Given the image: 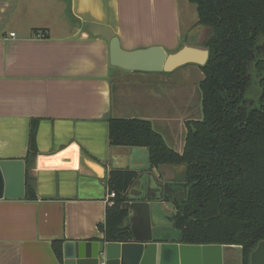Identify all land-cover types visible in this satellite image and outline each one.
Returning <instances> with one entry per match:
<instances>
[{
	"label": "crops",
	"instance_id": "0c3cea01",
	"mask_svg": "<svg viewBox=\"0 0 264 264\" xmlns=\"http://www.w3.org/2000/svg\"><path fill=\"white\" fill-rule=\"evenodd\" d=\"M191 6L188 0H0V162H25L31 137L38 153L28 173L36 199H0V264H64L53 241H61L62 253L69 241L105 242L99 225L114 206L107 200L113 169L140 174L129 202H148L173 216L174 200L185 195L186 165L151 168L146 148L111 146L108 120H148L182 153L191 116L174 120L172 90L155 89L169 73L111 67L108 42L76 20L110 28L126 51L205 49L210 31L197 25ZM180 68L203 76L197 64ZM202 80L184 97L187 110ZM148 189L160 201H148ZM153 237L158 244L180 243V236L162 240L158 226Z\"/></svg>",
	"mask_w": 264,
	"mask_h": 264
},
{
	"label": "trees",
	"instance_id": "16d2710c",
	"mask_svg": "<svg viewBox=\"0 0 264 264\" xmlns=\"http://www.w3.org/2000/svg\"><path fill=\"white\" fill-rule=\"evenodd\" d=\"M188 1L196 8L197 25L210 31L209 59L199 65L202 118L185 122L182 153L140 118L109 119V143L146 148L151 168L186 165L185 195L173 202L180 243L239 247L241 264H251L252 252L264 241V0ZM32 139L25 159L26 200L36 199L28 174L38 154ZM139 177L130 169L110 171L108 190L116 197L99 225L105 242L133 241L130 212L122 205L131 201L127 193ZM145 198L160 201L156 190L148 189ZM52 245L62 262L61 241ZM224 262L233 259L224 256Z\"/></svg>",
	"mask_w": 264,
	"mask_h": 264
},
{
	"label": "water",
	"instance_id": "95a60500",
	"mask_svg": "<svg viewBox=\"0 0 264 264\" xmlns=\"http://www.w3.org/2000/svg\"><path fill=\"white\" fill-rule=\"evenodd\" d=\"M76 24L90 35L107 41L111 67L125 72H172L187 64L203 66L209 59L207 48L190 46L175 53H168L161 46L126 51L110 28L79 20ZM214 39L212 36L211 40ZM25 170L22 160L0 162V199L25 197ZM122 209L133 213L130 217L132 242L69 241L63 245L64 264H225L221 245L154 242L148 202H125ZM250 263L264 264V241L252 252Z\"/></svg>",
	"mask_w": 264,
	"mask_h": 264
},
{
	"label": "rangeland",
	"instance_id": "374dc122",
	"mask_svg": "<svg viewBox=\"0 0 264 264\" xmlns=\"http://www.w3.org/2000/svg\"><path fill=\"white\" fill-rule=\"evenodd\" d=\"M194 7V6H191ZM210 39V32H208L206 36V40ZM169 73L170 79L163 84L162 86H155V89H171L172 90V103L176 107L171 111V116L174 118V120H185L184 118L188 116L189 119L192 120H199L202 118V106H201V95L198 89L197 91V98L193 99L192 105L190 106L191 110H187L185 108L184 104V97L191 94L190 90L193 89L192 85L193 83H196L200 80V77L203 78L204 76H201L200 71L194 70V71H184L182 68H177L176 70L172 72H166ZM196 96V95H195ZM188 107V106H187ZM196 107V110L194 109ZM162 215V216H161ZM158 216V218L156 217ZM151 218H152V225L161 227L165 232V237L162 238V240H166L168 242H172L174 240H177L180 236V232L176 230L173 226V223L171 222L172 216L166 217L164 213L159 212L158 209L151 207ZM160 218H165L164 221L160 222ZM156 221L159 222V225L156 224ZM234 249V248H233ZM225 252V260L231 262L233 259V264H240L241 260V254L239 251H233L231 249L224 250Z\"/></svg>",
	"mask_w": 264,
	"mask_h": 264
},
{
	"label": "built area",
	"instance_id": "2783aa9c",
	"mask_svg": "<svg viewBox=\"0 0 264 264\" xmlns=\"http://www.w3.org/2000/svg\"><path fill=\"white\" fill-rule=\"evenodd\" d=\"M11 36H14V34H12ZM116 197L115 192H110L108 195V204L109 206H112L114 204V198Z\"/></svg>",
	"mask_w": 264,
	"mask_h": 264
}]
</instances>
